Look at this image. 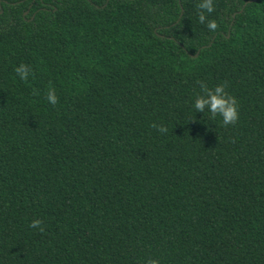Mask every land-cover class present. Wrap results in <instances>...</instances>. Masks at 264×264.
I'll return each instance as SVG.
<instances>
[{
  "label": "trees",
  "instance_id": "obj_1",
  "mask_svg": "<svg viewBox=\"0 0 264 264\" xmlns=\"http://www.w3.org/2000/svg\"><path fill=\"white\" fill-rule=\"evenodd\" d=\"M199 2L0 0V264H264V0Z\"/></svg>",
  "mask_w": 264,
  "mask_h": 264
},
{
  "label": "clouds",
  "instance_id": "obj_2",
  "mask_svg": "<svg viewBox=\"0 0 264 264\" xmlns=\"http://www.w3.org/2000/svg\"><path fill=\"white\" fill-rule=\"evenodd\" d=\"M198 20L200 23H206L209 30H215L217 23L214 19H209L207 14H211L214 10V0H200L197 5ZM15 72L19 79L25 80L29 75V69L27 66L21 64L17 66ZM201 94H197L193 101L192 107L196 112L204 114L205 110L209 113V120H213L216 116L221 118L223 125L234 124L238 120V104L235 97L230 96L225 91V85L223 83L216 85L212 89H208L201 86ZM47 101L51 105L57 103V96L53 90H49L47 94ZM152 127L156 128L160 133H167L168 129L163 125L153 124ZM30 227L43 231L41 227V221L39 219H33L30 223ZM150 264H156V261H151Z\"/></svg>",
  "mask_w": 264,
  "mask_h": 264
}]
</instances>
